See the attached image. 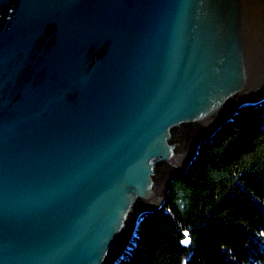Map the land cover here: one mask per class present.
<instances>
[{
    "label": "water",
    "instance_id": "1",
    "mask_svg": "<svg viewBox=\"0 0 264 264\" xmlns=\"http://www.w3.org/2000/svg\"><path fill=\"white\" fill-rule=\"evenodd\" d=\"M263 99L264 0H0V264H121Z\"/></svg>",
    "mask_w": 264,
    "mask_h": 264
},
{
    "label": "trees",
    "instance_id": "2",
    "mask_svg": "<svg viewBox=\"0 0 264 264\" xmlns=\"http://www.w3.org/2000/svg\"><path fill=\"white\" fill-rule=\"evenodd\" d=\"M198 148L121 264H264V99Z\"/></svg>",
    "mask_w": 264,
    "mask_h": 264
},
{
    "label": "snow or ice",
    "instance_id": "3",
    "mask_svg": "<svg viewBox=\"0 0 264 264\" xmlns=\"http://www.w3.org/2000/svg\"><path fill=\"white\" fill-rule=\"evenodd\" d=\"M183 242H184V243H188L187 239H185Z\"/></svg>",
    "mask_w": 264,
    "mask_h": 264
}]
</instances>
